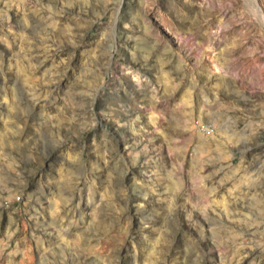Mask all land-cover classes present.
I'll use <instances>...</instances> for the list:
<instances>
[{"label": "rangeland", "instance_id": "rangeland-1", "mask_svg": "<svg viewBox=\"0 0 264 264\" xmlns=\"http://www.w3.org/2000/svg\"><path fill=\"white\" fill-rule=\"evenodd\" d=\"M0 264H264V0H0Z\"/></svg>", "mask_w": 264, "mask_h": 264}]
</instances>
